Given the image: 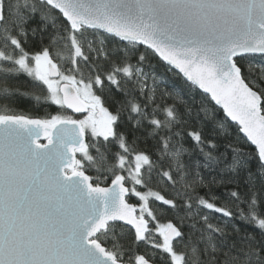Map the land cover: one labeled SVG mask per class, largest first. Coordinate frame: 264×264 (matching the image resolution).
I'll list each match as a JSON object with an SVG mask.
<instances>
[{"label":"snow or ice","instance_id":"1","mask_svg":"<svg viewBox=\"0 0 264 264\" xmlns=\"http://www.w3.org/2000/svg\"><path fill=\"white\" fill-rule=\"evenodd\" d=\"M0 264H264V0H0Z\"/></svg>","mask_w":264,"mask_h":264},{"label":"trees","instance_id":"2","mask_svg":"<svg viewBox=\"0 0 264 264\" xmlns=\"http://www.w3.org/2000/svg\"><path fill=\"white\" fill-rule=\"evenodd\" d=\"M160 71L162 72L163 69L161 68ZM27 103L28 102H25V104H27ZM49 110H52V109H49ZM41 114H43V111H41ZM214 191L219 195L223 191V189H214Z\"/></svg>","mask_w":264,"mask_h":264}]
</instances>
